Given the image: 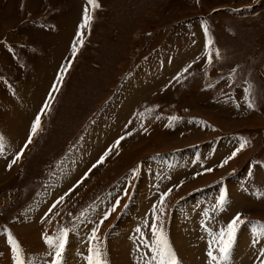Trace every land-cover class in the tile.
I'll return each instance as SVG.
<instances>
[{"label":"rangeland","instance_id":"1","mask_svg":"<svg viewBox=\"0 0 264 264\" xmlns=\"http://www.w3.org/2000/svg\"><path fill=\"white\" fill-rule=\"evenodd\" d=\"M96 4L0 0V264H16L9 234L25 264H55L45 236L65 230L62 264H90L93 250L103 264H159L154 227L178 264H208L212 235L200 226L232 221L218 188L226 201H262L232 213L248 220L238 248L257 242L254 264H264V229H255L264 225V0ZM86 8L91 22L81 28ZM213 142L227 163L192 167L187 149ZM175 150L176 163L182 154L190 162L167 171L154 159ZM200 186L212 190L196 194Z\"/></svg>","mask_w":264,"mask_h":264},{"label":"crops","instance_id":"2","mask_svg":"<svg viewBox=\"0 0 264 264\" xmlns=\"http://www.w3.org/2000/svg\"><path fill=\"white\" fill-rule=\"evenodd\" d=\"M48 88V87H47ZM59 89V88H58ZM40 120H42L41 118H40ZM8 122H11V120H9L8 119ZM208 143H209V141H208ZM208 143L205 145V147H203L204 145L203 144H196L195 145V147H193V148H189V149H187V150H190V151H194L195 150V155H194V157H193V159H192V161H191V166L192 167H198L199 169H201V170H203L204 168H205V165L203 164L204 163V160L205 159H207L210 163H213V165L215 166L214 167V169L215 170H217V169H220L221 168V165H223V163H224V161L226 160V159H230L228 156L230 155L228 152H226L225 151V149L223 150V151H221V153H223V154H218L217 152H218V149H219V143H217V142H213L212 144H210V145H208ZM205 148H208L207 149V152H204L203 151V149H205ZM236 150L237 149H232L231 150V154L232 153H236ZM21 151H20V149H19V152L18 153H20ZM18 153H17V155H18ZM178 152H177V150H175V151H173V156L171 155H166V154H164V153H156V155L154 156L155 158V160L156 161H158V164H160V165H165V168H167L166 170L168 171V170H170V169H173V167H178L179 166V164H182V163H184V162H186V161H188L189 160V158H190V156H188L187 154H182L179 158H177L176 160H177V163L175 162V159L173 158L174 156H176L175 154H177ZM193 153V152H192ZM192 153H191V155H192ZM16 155V156H17ZM21 156V155H20ZM204 156H206V158L204 157ZM204 157V158H203ZM233 158V157H232ZM17 159V158H16ZM10 164H12L13 163V159L11 158L10 159ZM188 162H190V160L188 161ZM153 164V163H152ZM170 164V165H169ZM14 166L16 165V164H13ZM19 165V164H18ZM155 166V165H154ZM71 168H72V165L70 166ZM263 167V168H262ZM7 168V167H6ZM12 168V167H11ZM10 167H8V171H11V172H13V170L15 171V168H12L11 169ZM66 168V167H65ZM261 169L263 170V172H264V166H261ZM66 170V169H65ZM214 170V171H215ZM253 171L252 172H254V169H252ZM205 171H208V170H205ZM187 173V172H186ZM199 173V172H198ZM201 173H203V172H201ZM251 173V172H250ZM73 174H75V175H78L79 174V170H77L76 172H74ZM238 174V172H232L231 173V177H233V175H234V177H235V175H237ZM58 175H60L59 176V178L60 177H62L63 176V174L62 173H59ZM57 175V176H58ZM188 176H189V174H187ZM191 177V176H190ZM3 178H6V177H3ZM2 178V179H3ZM184 179V178H183ZM186 179H188V178H186ZM231 179V178H230ZM0 180H1V173H0ZM150 180V179H149ZM176 180V179H175ZM174 180V181H175ZM151 181V180H150ZM176 181H178V180H176ZM248 180L246 179V180H244V179H241V181H239L238 182V188L241 190V191H243V189H242V185H241V183H243V182H246V183H248L247 182ZM159 181H153L152 183H149V184H151V185H153L154 183H158ZM218 185V184H217ZM0 186H1V184H0ZM209 186V185H208ZM215 186V185H214ZM200 187H203V186H200ZM249 188V187H248ZM248 188H247V190H248ZM199 189V191H197ZM204 191H208V190H212V188H211V186H210V188H207V187H203V188H199V187H197V189H195V191L194 192H196V194H197V192L199 193V195H200V193L201 192H203V190ZM231 189V188H230ZM239 190V191H240ZM218 191H219V193H220V190H219V188H218ZM193 192V193H194ZM160 193V192H159ZM192 193V194H193ZM218 193V197H217V199H216V201L218 202V205L220 206V207H227L230 203H233V209H235V208H237V207H244L245 206V204L246 203H244L243 202V204H239V203H236V201L234 200V197L232 196V201H231V199H227V201H226V189H225V193H224V195H220ZM253 193V192H252ZM189 197V196H188ZM187 197V198H188ZM212 198H215V193L214 192H212L211 193V195H209V197H208V199L207 200H205V201H203L204 203H206V204H211V203H213L212 202ZM228 198H229V196H228ZM224 200L225 201V203H224V205L223 206H221V204H220V201L221 200ZM237 199V198H236ZM252 199V198H251ZM254 199V202H255V204L256 205H253V203H249L250 205H252V206H256V207H261L262 206V201H258V200H256L255 198H253ZM202 200H204V199H202ZM238 200V199H237ZM249 204H246V205H249ZM200 205H201V200H200ZM244 205V206H243ZM202 207H204L203 205H201ZM220 207H218V208H220ZM233 209H231V210H229V215L228 216H230V221L233 219V218H235L236 217V215L238 214V213H232V210ZM240 212V211H239ZM214 216V215H213ZM207 218V217H206ZM208 219V218H207ZM221 219H223V218H221ZM224 220V219H223ZM244 220H247V219H244ZM212 222H214V224H215V221H212V220H210L209 222H208V224H206V222H204V223H202V225L200 226V228H201V230H202V233L203 234H208V235H212L211 236V242H210V244L208 245V252H207V263L208 264H222V262H224V263H227V261H230V259H233V260H231V264H235V255H236V253H237V250H235V249H237L238 248V243L239 242H237V240H238V238H239V235L237 236V239L233 242V244H232V246H231V248H230V252H231V256L230 257H228V260H226V261H224L223 260V258H222V255H221V253L219 254V252H218V250L220 249V247H221V244H220V241H219V239H218V237H219V233H220V231L222 230V229H224V230H226L227 229V227L225 226V225H222L221 227H218V228H213V224H212ZM246 222H248V220L247 221H245V223H242L241 224V226L239 227V232H240V230H241V228L243 227V226H246ZM248 227V226H247ZM246 227V229H249L250 230V228H247ZM251 227H253V224H252V226ZM255 229H257V230H259V229H264V228H261L260 227V225L257 227V225H255ZM205 230H206V233H205ZM257 230L255 231V232H257ZM238 232V233H239ZM250 235H251V233H249ZM201 237V236H200ZM197 240H201L200 242H199V244H198V246H199V249L202 247L203 248V246H202V238H197ZM207 244H208V242H207ZM256 244H257V242H253V244H250V242L249 243H247V246H246V248H245V252H246V255H248V253H249V250H250V254L251 255H253L252 256V261H249V264H254V261H255V259L258 257V256H262V250H261V248H259V249H257V246H256ZM251 246L253 247V248H255V249H252L251 248ZM187 250H189L188 248H186ZM185 250V249H184ZM186 250V251H187ZM181 251H183V250H181ZM209 252H212L213 253V255L214 256H216L217 257V260H213L209 255H208V253ZM236 252V253H235ZM234 256V257H233ZM233 257V258H232ZM259 258V257H258ZM262 257H260V259H261ZM255 264H259V262L258 263H255Z\"/></svg>","mask_w":264,"mask_h":264},{"label":"snow or ice","instance_id":"3","mask_svg":"<svg viewBox=\"0 0 264 264\" xmlns=\"http://www.w3.org/2000/svg\"><path fill=\"white\" fill-rule=\"evenodd\" d=\"M88 3L90 5H92L94 8L98 7V5L96 4V0H88ZM91 22V17L88 13V9H85L84 12V24L81 25V28L89 25ZM83 43V41L81 40V44ZM209 45H211V41H209ZM73 56L76 55L77 52V48L74 45L73 46ZM216 57L219 58L220 56V52L219 50H216ZM208 63L211 64L212 63V53L211 50H209L208 53ZM185 71H187V69H185ZM60 79H63V73L61 74ZM250 108L253 107V105L251 103H249L248 105ZM48 105H45V108H47ZM171 119H176L175 117H172ZM40 126H41V120L40 117L38 116L35 124L33 125L32 128V134L33 136L37 133V131L40 130ZM123 139V138H122ZM3 138L0 137V141H2ZM31 141V137L28 140V143L30 144ZM247 141H244V143H242L240 145V149H238L237 151L243 149L245 147V145L247 144ZM119 145V141H117V146ZM25 147H27V145H25ZM111 150L109 149V152ZM236 155V153L233 154V158ZM20 156H17V159H19ZM104 160L103 158L101 159V161L99 163H103ZM13 163H15V161H13ZM224 163H227V160L224 161ZM223 166V165H221ZM225 203V201L222 199L220 201L221 206H223ZM245 223V221H243L241 219V215L238 214L235 218L232 219V221L229 223L228 227L226 230L222 229L219 233V241L220 244L222 245L219 249V251L222 253V258L227 259L228 256V252L232 246V242L235 239L236 236V232L237 229L239 227L240 224ZM261 228H264V225L260 226ZM139 231V230H138ZM153 233L157 236V249H154V251H156V254L158 257H160V261L159 264H178V261L176 259L175 253L172 251L171 246L168 244L166 238L164 237L163 232L159 229L154 227L153 228ZM68 233L67 230L63 231L61 233V235L56 238V239H52L50 237H47V235L45 236V242L49 245L50 248H53L54 251V257H55V264H62V258H63V253L65 251V243H66V237H67ZM93 239L95 240V234L93 235ZM8 243L11 245V249L12 252L14 253V258L16 261V264H25V260L22 256V249L21 246L19 245V243L15 240V238H13L11 236V234H9L8 236ZM163 246V251L160 250V246ZM208 255L215 261L217 260V257L213 255L212 252H209ZM90 261V264H103L102 260H101V254L98 250H93V256L88 258Z\"/></svg>","mask_w":264,"mask_h":264},{"label":"bare ground","instance_id":"4","mask_svg":"<svg viewBox=\"0 0 264 264\" xmlns=\"http://www.w3.org/2000/svg\"><path fill=\"white\" fill-rule=\"evenodd\" d=\"M163 138V137H162ZM170 165V164H169ZM30 225V224H29ZM29 225H28V227H29ZM33 225V224H32ZM25 227V226H24ZM30 229H31V227H30ZM39 235V234H38ZM37 237V236H36ZM207 239H208V237H207ZM96 241V240H95ZM201 241V240H200ZM145 250V249H144ZM147 252V251H146ZM185 253H187V251H185ZM236 253V252H235ZM144 254V253H143ZM12 257H13V255H10L9 254V258L8 257H6V259L7 260H12ZM242 258V261L240 262L239 260H238V258ZM243 257H245V258H243ZM248 257V258H247ZM149 258V257H148ZM237 258V259H236ZM235 259H236V261L239 263V264H248V260H249V253H248V255H246V252H245V250L243 251V249H242V247H240V248H238L237 249V253H236V255H235ZM2 260V259H1ZM0 260V261H1ZM126 264H128V260H127V263ZM237 264V263H236Z\"/></svg>","mask_w":264,"mask_h":264}]
</instances>
